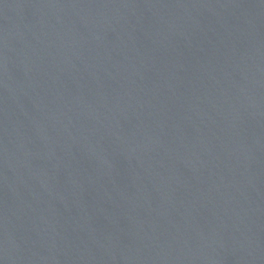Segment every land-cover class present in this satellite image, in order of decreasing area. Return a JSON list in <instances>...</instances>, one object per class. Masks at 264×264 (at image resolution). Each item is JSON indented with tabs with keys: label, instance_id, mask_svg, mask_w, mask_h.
Masks as SVG:
<instances>
[{
	"label": "water",
	"instance_id": "obj_1",
	"mask_svg": "<svg viewBox=\"0 0 264 264\" xmlns=\"http://www.w3.org/2000/svg\"><path fill=\"white\" fill-rule=\"evenodd\" d=\"M0 264H264V0H0Z\"/></svg>",
	"mask_w": 264,
	"mask_h": 264
}]
</instances>
